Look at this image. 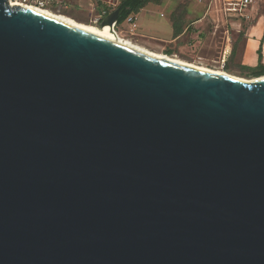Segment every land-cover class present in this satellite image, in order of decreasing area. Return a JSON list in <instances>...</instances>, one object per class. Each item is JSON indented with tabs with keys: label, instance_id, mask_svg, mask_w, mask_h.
<instances>
[{
	"label": "water",
	"instance_id": "95a60500",
	"mask_svg": "<svg viewBox=\"0 0 264 264\" xmlns=\"http://www.w3.org/2000/svg\"><path fill=\"white\" fill-rule=\"evenodd\" d=\"M132 1L99 27L115 31ZM10 3L0 264H264V75L160 58Z\"/></svg>",
	"mask_w": 264,
	"mask_h": 264
},
{
	"label": "rangeland",
	"instance_id": "374dc122",
	"mask_svg": "<svg viewBox=\"0 0 264 264\" xmlns=\"http://www.w3.org/2000/svg\"><path fill=\"white\" fill-rule=\"evenodd\" d=\"M232 1L148 0L132 12L127 21L116 25L115 31L122 39L151 52L210 70H223L244 79L251 78L240 70L233 58L222 67L221 47L225 39L220 32L208 33L233 11ZM236 8L241 11L240 7ZM200 19L202 21L197 22ZM92 25L99 27V22ZM174 27L180 31L178 36H174Z\"/></svg>",
	"mask_w": 264,
	"mask_h": 264
},
{
	"label": "crops",
	"instance_id": "0c3cea01",
	"mask_svg": "<svg viewBox=\"0 0 264 264\" xmlns=\"http://www.w3.org/2000/svg\"><path fill=\"white\" fill-rule=\"evenodd\" d=\"M122 2L123 0H52L47 8L83 23L97 24ZM239 9L241 11H230L222 23L212 27L208 32L211 34L220 32L223 35L221 37L225 39L221 47L223 68L232 58L239 68L244 65L257 66L260 61L264 63V0H252L247 7ZM200 21L202 20L197 22ZM173 30L174 36L180 34L175 27ZM259 50L262 53L261 58Z\"/></svg>",
	"mask_w": 264,
	"mask_h": 264
},
{
	"label": "bare ground",
	"instance_id": "6f19581e",
	"mask_svg": "<svg viewBox=\"0 0 264 264\" xmlns=\"http://www.w3.org/2000/svg\"><path fill=\"white\" fill-rule=\"evenodd\" d=\"M10 4L13 5V6H15V5H21V4H19L18 2H15V1H11ZM22 6H24V5H22ZM24 7H29V6H24ZM31 7L35 8L34 6H31ZM35 9L38 10V11H40V12H43V13H45V14H48V15H51V16H55V17H57V18H59V19L65 21V22H68V23H70V24H73V25L79 26V27H81V28H84V29H90V30H98V31H100V32H102V33H104V34H106V35H108V36H110V37H112V38H114V39H117V40H119V41H121V42H123V43H125V44H127V45H129V46H131V47H134V48L139 49V50H141V51L147 52V53H149V54H153V55L158 56V57H160V58H168V59L174 60V61L179 62V63H182V64H187V65H191V66H194V67H197V68L207 69V70H209V71H213V72H216V73H221V74L229 75V76H232V77H235V78L241 79V80H248V79H244V78L237 77V76H235V75L229 74V73H227L226 71H223V70H210V69L205 68V67H203V66H199V65H196V64H193V63H189V62H186V61H184V60H180V59H177V58L171 57V56H169V55L158 54V53L151 52V51L145 49V48L142 47V46L140 47V46H138L137 44L135 45V44L129 42L128 40L124 39V38L122 39V38L117 34L116 31L111 32L110 29H109V27H105L104 29H102V28L97 27V26L92 25V24H87V23L80 22L79 20H76V19H74V18H72V17H70V16H68V15H66V14L56 13V12H53V11H51V10L43 9V8H38V7H36ZM252 80H257V78H256V79H252Z\"/></svg>",
	"mask_w": 264,
	"mask_h": 264
},
{
	"label": "trees",
	"instance_id": "16d2710c",
	"mask_svg": "<svg viewBox=\"0 0 264 264\" xmlns=\"http://www.w3.org/2000/svg\"><path fill=\"white\" fill-rule=\"evenodd\" d=\"M148 0H134L130 5L123 11L121 16L118 18L117 24L123 23L135 10L141 8ZM260 58L262 56L261 50H259ZM243 72H246L250 77H257L264 75V63L259 62L257 66H240Z\"/></svg>",
	"mask_w": 264,
	"mask_h": 264
},
{
	"label": "built area",
	"instance_id": "2783aa9c",
	"mask_svg": "<svg viewBox=\"0 0 264 264\" xmlns=\"http://www.w3.org/2000/svg\"><path fill=\"white\" fill-rule=\"evenodd\" d=\"M18 2L21 5L24 6H34L38 8L48 9V5L52 2V0H9ZM252 2V0H238V1H232L231 4L233 5V10H236V7L245 8L248 6V4Z\"/></svg>",
	"mask_w": 264,
	"mask_h": 264
}]
</instances>
